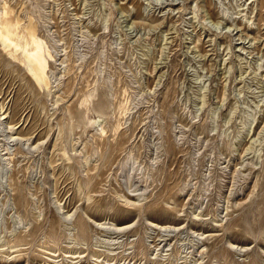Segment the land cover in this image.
Here are the masks:
<instances>
[{"label":"rangeland","instance_id":"rangeland-1","mask_svg":"<svg viewBox=\"0 0 264 264\" xmlns=\"http://www.w3.org/2000/svg\"><path fill=\"white\" fill-rule=\"evenodd\" d=\"M0 264H264V0H0Z\"/></svg>","mask_w":264,"mask_h":264},{"label":"bare ground","instance_id":"bare-ground-1","mask_svg":"<svg viewBox=\"0 0 264 264\" xmlns=\"http://www.w3.org/2000/svg\"><path fill=\"white\" fill-rule=\"evenodd\" d=\"M39 47V46H38Z\"/></svg>","mask_w":264,"mask_h":264}]
</instances>
